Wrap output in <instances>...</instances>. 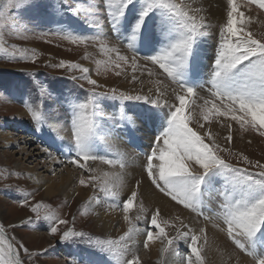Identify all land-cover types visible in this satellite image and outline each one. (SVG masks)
I'll return each mask as SVG.
<instances>
[{
  "label": "snow or ice",
  "instance_id": "snow-or-ice-1",
  "mask_svg": "<svg viewBox=\"0 0 264 264\" xmlns=\"http://www.w3.org/2000/svg\"><path fill=\"white\" fill-rule=\"evenodd\" d=\"M134 2L135 0H105V11L112 23L113 32L123 20L129 5H134ZM252 2L264 8V0ZM26 3H30L32 8L40 7L37 0H5L0 5V54H3V58L11 62L32 63L38 58L35 50L21 48L15 44L11 45V49L7 47L6 35H15L22 40L42 39L48 43L51 42L48 39L51 36L60 37L74 45L93 43L98 44L101 51L115 53V58H110L113 66L122 71V66H130L133 73L130 82L142 85L139 91H121L115 87L102 91L106 86L89 75V68L66 61L55 65L59 68H79L82 75H73L71 79L86 81L88 85L85 88V84L78 83L85 94L70 103V118L66 126L48 124L51 131L56 133V137L68 140L72 145V154L66 159H60L58 163L75 165L88 173L87 180L83 175L80 176L79 184L94 189V195L89 199H93L96 192L110 198L113 203L109 207L123 212V219L128 221L130 226L118 238L92 237L84 231L76 230L75 217L71 221L63 219L51 205L44 203L30 205L35 219L50 222V233L53 235L58 233L59 225L71 223L72 226L60 235V240L80 238L107 252L116 264H142L141 247L136 240V234L140 230L132 225L129 216L134 201L139 198L135 220L143 221L147 225L142 232L143 250H149L151 244L159 241L160 252L169 258L167 262L159 261V264H206L210 247L207 227H193L192 221L186 223L180 215L166 219L162 216L161 207L146 208L140 194L141 180H136L133 186L128 187L129 195L121 200V193L126 187V156L117 152L116 158H109L107 154L96 151L98 143L104 144L109 151L112 150L108 138L115 131L114 126L105 125L103 122L104 113L100 100L103 98L120 101L121 120H124L125 102H143L150 107L137 113V119L155 122L160 119V113H163L162 130L155 137L143 164V172L150 187L169 201L175 202L176 206H182L196 217H202L224 234L225 243L230 242L232 251L222 264H229L234 256L235 264H241V254L250 257L252 264H264V248L256 244L257 234L264 228V163L260 160H250L242 152H233L231 147L222 146L211 134L210 128H205L201 123V119L209 121L210 114L226 117L236 122L241 130H255L259 136L264 137V40L255 38L252 31L248 30V23L252 18H245L244 12L238 9L236 0H227L226 22L220 27L215 55L208 66L207 97L200 96L198 92V89H205L204 85L194 87L189 84V74L198 71L197 41L211 27L206 17L201 14L203 9L194 6L197 0H140V19L127 44L130 55L121 54L117 47L109 48L108 38L102 33L89 36L64 30L31 34V30L16 31L12 24L11 10L19 9ZM156 10L160 11L161 34L166 43L154 54L140 56L136 51L135 42L145 18ZM68 11L73 9L69 8ZM75 11H83L85 15L93 16L98 9L93 6ZM90 27L100 26L90 24ZM141 60L144 61L143 64L140 63ZM122 71H117L116 75H121ZM145 73L147 81L141 78ZM145 83L149 85L146 92L143 87ZM44 91L41 88V94H44ZM189 97L194 98V104L195 100L203 103L189 108V114H186V99ZM26 107L37 128L47 123V114L42 105ZM193 121L196 128L191 126ZM131 123L134 127L135 122ZM228 128L224 139L230 145L233 141L230 123ZM43 151L49 159L57 160L48 148ZM221 153L235 157L245 166L240 167L229 162ZM97 161L112 165L114 170L97 174V168L92 166ZM217 169L226 174V181L216 192L220 198L218 211L209 216L201 205V190L202 187H211L210 173ZM23 204L28 206L27 199ZM31 221L32 218H29L28 223ZM20 226L8 225L12 229ZM167 228H171L174 234L170 235ZM181 241L187 248V255H181L176 250ZM22 254L29 260L34 255H39L30 252L15 236H10L5 225L0 223V264H25Z\"/></svg>",
  "mask_w": 264,
  "mask_h": 264
},
{
  "label": "rangeland",
  "instance_id": "rangeland-1",
  "mask_svg": "<svg viewBox=\"0 0 264 264\" xmlns=\"http://www.w3.org/2000/svg\"><path fill=\"white\" fill-rule=\"evenodd\" d=\"M4 2L5 0H0V5ZM37 2L40 4V7L38 8H32L30 3H26L19 9L11 10V16L13 17L12 24L16 31L23 32L25 30H31L29 32V34H31V32L39 33L64 30L77 35L89 36L102 33L108 38L107 44L109 48L117 47L120 49L121 54L130 55L129 50L126 47L128 41L133 35V32L129 31V24L126 23L124 19L127 18V16L132 15L129 19H131V21L134 19L133 23L131 22V26L135 27L142 12L140 0H135L134 5H129L124 18L121 21V25L123 27L118 26L115 32H113L112 27H108L105 0H37ZM236 3L241 7L245 6V8L251 9L255 16H257V19H259L258 17H261L260 22L256 21V23H253L256 27L250 28V31H252L255 38L264 40V8H260L259 4L252 2V0H236ZM93 6L98 9L93 16H87L83 11H75L76 9H86ZM69 8L73 9V11H68ZM225 22L226 21L220 24L209 22L211 27L208 29L206 34L200 37L197 41L196 59L199 60V62H197V67L198 69H202L204 75L202 74V79L198 80L196 79L197 72L194 74L190 73L189 75L194 79L190 78L189 84L194 87L197 83H199L197 81H200L201 85L205 84V89H198L199 95L204 97H207L208 95L205 94L207 93L206 81L209 78L208 66L212 62L215 55V48L219 41L218 33L220 27ZM90 24H99L100 27H90ZM146 25H149L151 30L155 32L158 37L162 36L159 10L152 12L149 17L145 18V22L141 28ZM156 35L153 36L157 38ZM117 37L119 39H117ZM48 39L51 40L50 43L42 39L33 38L22 40L18 39L15 35L5 36L6 46L10 49L11 45L15 44L21 48L35 50V53L38 56L35 63L30 61L11 62L3 58V54H0V128L8 131H12V128H14L16 131H25L30 136L35 135L34 137L37 138L35 143L38 144L37 146H39L40 150L49 147V144H44L45 141L48 143V141L44 139L45 134H49L54 138L56 137V133L52 132L48 127L51 119L57 121L59 120L60 122H58L61 125H66L67 120L70 118V103L77 97L82 98L85 94V91L79 88L78 83L85 84V88L88 87L86 81H73L71 79V76L73 75H82L79 68H59L55 67V65L60 64L62 61H66L78 64L81 67L89 68V75H91L93 79H96L98 83L106 86L104 89H101L102 91H107L113 87L121 91H131L133 89L136 91L140 90L139 88H135L139 83L135 84V86H133L134 84L127 86L123 84V80L131 83L130 81L133 73L130 66H122L123 71L113 66L110 58H115V53L101 51L98 44L87 43L74 45L67 40L55 36L48 37ZM162 41L166 43L165 40ZM153 43L155 45L154 41ZM159 44H161V41ZM153 47L154 46H152V48ZM160 47L161 46L157 47L152 54L158 51ZM140 63L143 64L144 61L141 60ZM117 71H122V74L117 76ZM144 75L146 76L147 74L145 73ZM114 76L119 79L115 80L117 82L112 83L111 78ZM41 88L45 90L44 94H41ZM193 99L194 98L192 97L187 98L186 105L195 107L196 104L203 103L200 100H195L194 104ZM26 105H31L32 107H37L38 105L43 106V109L47 114V123L43 127L37 128L35 122L31 119V114L27 111ZM105 105H108L107 112H110L109 108L112 112L111 115H104L102 119L104 123L108 122V125L115 127V131L112 135H114V137H116V135L120 137L119 132L121 131L120 133L123 136L122 139L126 145L127 142L134 144L141 143L140 135L138 140V133H140V130L134 119L132 121H134L135 124L134 127H132L135 130V135H133V139L125 137V121L127 120V117L128 119L131 117V115H129L130 106L145 105L146 109L150 106L143 104V102H125L123 109L124 120L120 119L122 122L120 125V121L117 120V118L121 116V111H119L121 109L120 101L102 98L100 100V107L102 108ZM115 105H119L120 107H115ZM20 110L24 111L25 115H21ZM102 110L104 111L103 108ZM55 112H57V115ZM115 112L117 113L115 114ZM51 115L54 118H52ZM210 115L209 121H203L201 119V123L208 126L205 128L218 125L219 128L223 129V142L217 140L222 146L231 147L233 152H242L244 155L248 156L250 160H260L264 163V137L259 136L258 132L255 130H241L236 122L230 121L226 117H216L212 114ZM140 121L144 123L147 128V125L145 124L146 121ZM193 122L195 124V121ZM193 122L191 126L196 128L197 126L196 124L194 125ZM229 123L231 124L233 141L230 145H226L224 138L228 134ZM152 124L154 128H160L163 125V113H160V119H157ZM119 125L122 127H120V131L118 128ZM37 130L41 133L39 137H37ZM149 130L153 132L152 129ZM112 135L108 139H112ZM157 135L158 134L153 137V141ZM213 136L216 138L215 135ZM56 139L59 138L56 137ZM58 141L60 144L65 143L69 145L68 147L72 146L68 140L59 139ZM153 141H147L148 144L142 147L141 154L143 156L150 151L148 148L151 149ZM125 143L122 144L125 145ZM2 145L3 143H0V223L5 225L10 236H14L17 233L15 237L17 236L16 238L21 239L20 242L24 243L25 246L29 248L30 252L39 253V255H34L30 260L22 254V258L25 259V264H116V261L107 252L84 242L83 239L77 238L68 241L60 240V235L68 227L72 226L71 223L69 225H59L58 233L53 235L50 233V222L42 219L36 220L35 214L31 212L30 208V205H34L36 203L51 205V207L59 213L61 218L71 221L72 218L75 217V228L78 231H84L92 237L100 236L101 238H106L110 236L112 238H118L122 235L121 233H118V235L107 234L103 229H100V227L96 224L95 219H93L95 213L91 211V200L89 199L93 196L87 194L83 199L78 197L68 198L60 193L53 199L44 197L42 194L44 190L31 181L30 175L26 169L37 164L42 166L45 164L43 163L45 160L38 158V155H36V157L23 160V158H20L17 154H14V157H11L12 159L10 158V160H8L5 152L8 148ZM97 146L100 151L106 150V154H110L112 158H116L117 152L113 150L109 151L104 144V147L99 146L98 144ZM128 146L132 151L133 148L130 145ZM145 146L147 147L145 148ZM10 151H12V149ZM29 151H31V149H29ZM50 152L57 156L60 160L58 152ZM134 154L132 155V158L139 156L135 152ZM221 155L224 156L226 160L236 164L237 166H245L242 161H238L233 156H228L225 153H221ZM19 159L21 165H23L21 167H24L23 169H18L15 166V164H19ZM138 162H140L139 165L143 167L144 161L138 159ZM55 168H57L55 169L57 172L61 167L55 166ZM80 170L75 174L74 182L79 183L81 175H83L85 179L88 178L89 174ZM215 171V174L218 172L225 174L220 169ZM54 175V173H49V177H54ZM203 188L204 187H202L201 191L204 190ZM207 188L208 189L204 192L205 199L207 201L204 202L214 204L213 201L218 199L219 196L215 193L212 195L214 196L212 198V196L208 195L209 187ZM88 189L91 190L94 195V189L91 186H88ZM95 195H98L101 198L103 208L115 211L109 207V205L113 203L110 198L105 197L99 192H96ZM125 198L126 197L121 193L120 199L124 200ZM25 199L28 201V206L23 204ZM204 202H202L203 205L205 204ZM138 209L139 207L132 208L134 219ZM43 214L44 210L42 209L41 215ZM207 215L212 216L210 214ZM29 218H32L31 223H28ZM198 218L204 221L202 217ZM217 223L220 222L217 221ZM10 224H17L21 226L12 229L8 227ZM135 224H139L141 226L146 225L145 222L137 220ZM221 227H223V224H221ZM166 230L170 235L174 234V231L171 228H167ZM33 232H40L41 234H37L34 237V240H28L27 236L31 235ZM260 238L261 240H259ZM256 241H260L259 247L264 248V231L262 234H259ZM176 250L178 253H180V251L182 252V250L185 252L187 251L183 241L177 244ZM142 258L144 257H141V259ZM162 259L167 258L162 256ZM159 261L161 260L146 262L142 259V264H159Z\"/></svg>",
  "mask_w": 264,
  "mask_h": 264
},
{
  "label": "bare ground",
  "instance_id": "bare-ground-1",
  "mask_svg": "<svg viewBox=\"0 0 264 264\" xmlns=\"http://www.w3.org/2000/svg\"><path fill=\"white\" fill-rule=\"evenodd\" d=\"M194 6H198V7H201L203 9V12L201 14L206 17L208 22L220 24V23L226 21V13H227V2H226V0H197V4ZM237 7L240 11L244 12L245 18H247L249 16L252 18L251 22L248 23V30H250V28L256 27V25L253 23H256V21L260 22L261 17H258L259 19H257V16H255L253 11L251 9L245 8V6L241 7L239 4H237ZM209 20H211V21H209ZM150 40H151V46H154L153 38L150 37ZM161 42H164V41H161ZM202 74L204 75L202 69L199 68L197 73H196V79L201 80ZM137 75H139V74H137ZM141 78L144 79L145 81H147V75L146 76L144 75ZM111 79H112L111 82L115 83V82H117L115 80H117L119 78H116L114 76ZM123 84H125L127 86V85H130L133 83H129L128 81L123 80ZM133 86H135V84ZM148 86L149 85L147 83H145V85L143 86L144 91H147ZM141 87H142V85L138 84L135 88L141 89ZM205 94H207V93H205ZM12 106H13V104H12ZM115 107L119 108L120 106L115 105ZM102 108L104 109V111H103L104 115H111L112 111L110 110V108H109L110 112H107L108 105H105ZM189 108H194V107L187 105L186 114H189L188 113ZM123 109H124V106H123ZM145 109H146L145 105H136V106L132 105V106H130L129 115H131V117H130V120L127 117V120L125 121V124L130 129V133L127 136V138L130 137L131 139H133V135H135V130L133 129V127H132L133 125L131 122L133 119L135 120V122H137V126L139 127V130H140V133H138V140L141 137L142 146H143V143H145L144 145L148 144L147 141H149V142L153 141V137L156 134L160 133V131L162 130V126H163L162 125L160 128H154V126L152 124L153 121L148 120L145 123L147 125V128H146L144 123H142L139 119H137V113L144 112ZM20 111L19 112L21 115H25L24 111H22V110H20ZM53 111H55V110H53ZM119 111H121V109ZM55 113L57 115V112H55ZM116 113L117 112H115V114ZM51 117H52V115H51ZM52 118H54V117H52ZM58 121L51 119L50 123L55 124L57 127L66 126V125H61L59 123L60 121L59 122ZM201 122H202V120H201ZM105 124L108 125V122H106ZM193 124H194V122H193ZM225 124H227V123H225ZM205 127H208V126L205 125ZM12 129H13L12 131H8V130H4V129L0 128V143H3L2 146H4V147L6 146L8 148L5 150L6 155H7L6 158L8 160H10L11 157H14V154H17L20 156V158H23V160H25V159H29L31 157H36V155H38V158L45 160L43 162L45 164H43L42 166H39V164H37L35 166L33 165L32 167L26 169V171L30 175L31 181L33 183H35L39 188H42V190H44L42 193L44 197H49L50 199H53V198H55V196H58L60 193L64 196L68 197V198L69 197H78V198L83 199L87 194L93 196L91 190L88 189V186L80 185L79 183L74 182L75 174L80 170V168L78 166L63 165V167H62V165L58 163V161H59L58 158L56 161H53V160L49 159L47 153H45L43 150L39 149V146H37L38 144L35 143V141L37 139L36 137H34L35 135L30 136L25 131H19V130L16 131L14 128H12ZM149 129H152L154 133L152 131H150ZM37 131H38L37 137H39L41 133L39 130H37ZM210 132L212 135L216 136V138H215L216 140L223 142V129L219 128L218 125H213V127H210ZM236 134H235V136H236ZM139 135H140V137H139ZM45 139L48 141L49 145H52L54 148H60L61 147V144L58 141L59 139H56L49 134H45ZM118 140L121 141L122 143H125L123 141V139L122 138L120 139V137L117 135H116V137H114V135H112V139H109V142L112 145L113 151L123 153L127 158L128 167L125 170V177H124L126 187L123 189L122 194L125 197H127L129 195L128 187L133 186L134 182L136 180H141L142 183H141V187H140V194H141V198L143 199L144 206L146 208H150V209L154 208V207H161L162 216L166 219L171 218L172 216H175V215H180L181 218L184 219L186 223L189 221H192L193 227L206 226L207 230H208L209 245H210V247L208 249V255L206 258V264H209V262H211V264H222V261L227 259L228 253L232 251L230 242L227 244L225 243L224 234L222 232H220L219 229L213 228L211 223L202 221L201 219L196 217L194 213H191L190 211L183 209L181 206H176L175 202L169 201L167 198L163 197L162 194H159L158 192L154 191L153 188L150 187V184L145 177V174H144L143 169H142L143 167L141 165H139L140 162H138V159L142 160L143 157L138 156L136 158L135 157L132 158L134 151L133 150L131 151L130 147L128 145H126V143H125V145H123ZM34 143H35V145H34ZM225 144L229 145V144H227V142H225ZM97 147L98 146H96V150H97ZM146 147L147 146H145V148ZM13 148H16V149H13ZM47 148H48V150H50L49 147H47ZM9 149L10 150L12 149V151H10ZM29 149H31V151H29ZM148 149L150 150V148H148ZM61 150H62L63 154L65 155V157L67 158V156L69 155L68 147L63 146V148H61ZM26 161H28V160H26ZM89 163H92V162H89ZM19 164H20V166H19ZM19 164H15V166L18 169H20V168L23 169L24 167H21L23 165H21L20 159H19ZM55 166H58L61 168H59V170L56 172L55 169H57V168H55ZM92 166L97 168V170H98L97 174H101L104 171L114 170L113 166H111V165L108 166V165H105L103 162H98V161L93 163ZM80 171H82V170H80ZM215 172L216 171L210 173L211 187L209 188V193H208V195H210V196L215 194L226 181V174H223L221 172H218L215 174ZM49 173H54L55 174L54 177H49ZM213 197L214 196H212V198ZM101 203H102L101 198L98 195H95V197L93 199H91V201H90L91 211L93 213H95L93 219H95L96 224L100 227V229H103L107 234H110V235H118V233L123 234L125 231H127V229L129 228L130 225H129L128 221H125L123 219L124 213L121 212L119 209H115V211L105 209L102 207ZM133 207H139V198H138V201H134ZM149 214H151V213H149ZM129 216H130V219L132 220V225H134L136 229L140 230V232L138 234H136V240H137L138 246L141 247L140 256L144 257L142 259L145 260L146 262H148V261L153 262L154 260H165L167 262V260L169 258L165 257L160 252L161 245H160L159 241H156L154 244H151L149 250H143L142 249V240H143L142 232L146 228L147 225L141 226L139 224H137V225L135 224L136 220L134 219L132 209L129 212ZM19 220H21V219H19ZM19 220H17V221H19ZM263 229L260 232L261 234L263 232ZM39 233L33 232V233H31V235L27 236V239L28 240H34V237L37 234L38 235L41 234V233L40 234ZM259 234L257 235V237H259ZM16 239L18 241L21 240L19 238H16ZM259 240H261V238ZM259 242L256 241V244L258 247H259ZM180 253L182 255H187V252H185L184 250H182V252L180 251ZM162 256L167 258V259H162ZM235 261H236V257L234 256L232 258V260L229 262V264H235ZM240 261H241V264H252L251 258L245 257L243 254L240 255ZM110 264H115V263H110Z\"/></svg>",
  "mask_w": 264,
  "mask_h": 264
},
{
  "label": "flooded vegetation",
  "instance_id": "flooded-vegetation-1",
  "mask_svg": "<svg viewBox=\"0 0 264 264\" xmlns=\"http://www.w3.org/2000/svg\"><path fill=\"white\" fill-rule=\"evenodd\" d=\"M34 145H35V143H34Z\"/></svg>",
  "mask_w": 264,
  "mask_h": 264
}]
</instances>
